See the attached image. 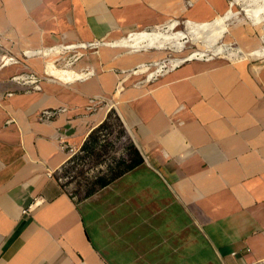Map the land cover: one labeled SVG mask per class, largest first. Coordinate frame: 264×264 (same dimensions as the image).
Here are the masks:
<instances>
[{
    "label": "crops",
    "instance_id": "obj_1",
    "mask_svg": "<svg viewBox=\"0 0 264 264\" xmlns=\"http://www.w3.org/2000/svg\"><path fill=\"white\" fill-rule=\"evenodd\" d=\"M190 1L0 0V55L116 39L179 13L208 20L226 8ZM42 66L35 57L0 71V264H264V84L249 69L195 61L127 89L119 111L135 153L121 156L138 162L71 196L57 182L69 167L57 140L94 141L108 109L90 114L87 98L112 96L116 76L34 93L10 81ZM217 73L223 79L212 82ZM61 107L54 121L38 120Z\"/></svg>",
    "mask_w": 264,
    "mask_h": 264
},
{
    "label": "rangeland",
    "instance_id": "obj_2",
    "mask_svg": "<svg viewBox=\"0 0 264 264\" xmlns=\"http://www.w3.org/2000/svg\"><path fill=\"white\" fill-rule=\"evenodd\" d=\"M223 2L225 3L226 8H224V10L220 14L215 15L214 17L208 20L200 21L195 18L189 17L185 13L183 14L179 13L178 14L179 16H177L176 18L164 20L160 24H156L148 28H142L139 30L134 28L132 32L130 31L129 33H138L142 30H145L147 33H151L153 28H156L158 26H162L163 28L167 24L173 22L175 23L178 22V26L176 27L175 30V32L178 33L183 31L182 23L184 21L197 22L200 24L202 22L208 21L210 23L213 22L216 18L222 17L226 12L232 11L233 13L238 15L237 22L239 21L241 22L237 24V26L228 29V32H225L226 34H224L223 37H226L227 40H223L216 37V39L212 42H215L218 45H220L221 43L226 44L232 42L233 44L236 45V48L238 50V55H240L241 57L238 56L234 59H231L228 56L211 55L210 58H206V59L193 58L191 59V61L185 62L183 64L195 62V61L208 62V63L214 61H221L226 65L229 64L231 66L237 65V67L239 66V68H243L242 66H244L246 69H249L252 75H254L255 77L257 75L258 77L256 78L259 80V82L264 84V0H223ZM193 4H195V1L187 0L185 8L187 9L189 8V6H192ZM200 9L202 10V8ZM195 11H197V8L194 10V12ZM197 16H199V14L195 13L194 17ZM125 36L126 34L114 40H121L122 38H125ZM110 40L113 39L105 38L102 40H96L91 42H80L78 43V45H82V44L93 45L96 42L102 43L103 41H110ZM66 45H76V44H66ZM98 51L99 52L95 54L91 48L90 49L83 48L75 51H65V52L54 51L48 53L49 49H38V50H28L25 51L24 53L21 52L20 57L12 56L13 58H8L10 55L5 53L0 55L1 66H3L4 64L10 61H12V63L15 64L7 67H15V66L23 67L24 61L28 62L29 60L27 59L31 60L35 57H40L43 59V66L41 73L33 70L32 68L26 67V70H24V72H21L17 75L18 77L15 78V80L19 79L22 83L21 86L11 81V79L15 75L10 78V81L12 83L22 88H25L23 85H31L33 82L28 78L19 76L23 74L33 76V78H37L38 81L34 85H38L40 83V88H42L43 83H53L65 87H71L77 83H85L95 78L97 74H102L107 72L113 73L116 76L115 77L116 83L113 89L112 96L109 97L90 96L87 98L86 109L89 105V101L94 100V98L98 99L96 111L101 107L107 109L110 108V109L108 110L107 115L105 117L106 121L103 122V124H101V126L98 128L99 133H97V136L95 135L96 136L95 139L93 136V140L95 142L97 141L96 144L93 143L94 141L92 142L89 139V141L87 140L85 144L82 145L83 146L82 149L85 152V154L83 155L86 157L80 158L78 160V163L80 161L81 165L84 166L85 169L84 171L81 170L78 172H72L74 173V177L79 178L77 183L71 182L74 189L78 186H84L87 188L88 185L94 179V177L111 178L114 175V173L118 171L117 167L121 162V160L123 159L121 155L124 154L127 155L128 153L127 151L129 150L128 148L129 147L131 148V146H133L130 139V134H129L130 132L125 122L122 120L120 116L121 114L119 111V107L121 104V95L129 88L141 87L143 89L146 88V86H151L160 77H164L170 71L182 65L181 64L179 66H175L172 69L167 67L169 70L166 68L164 70H158L159 71L158 72L156 69L155 70L151 69L155 61V58L152 59L153 56L151 54H146L147 60H145V62L139 65L138 62L140 59L138 58L137 61L134 59V57L138 55L125 56L121 54L120 57H118L115 60H112L117 55H114V53L108 50H103V51L98 50ZM25 55H27V57H25ZM163 55L166 56V54ZM13 60H16L18 63H15ZM140 67L145 68V71L143 73L142 71H140L141 69H138ZM95 70L97 71V73H95ZM43 73L49 76L48 81L45 80V76L43 75ZM43 76L44 79L42 80L41 77ZM220 80H214L213 82ZM243 83H248V82H243ZM34 85H31L32 87L31 89L28 88L24 89V93L40 92L41 89L40 90L33 89ZM61 108L66 109L65 107H61ZM61 108H56V109L58 110ZM87 112H89L90 114L95 113L93 111H87ZM61 114H63V112L59 113L56 116V118H58ZM56 118H54L52 121H54ZM88 150H92V151L88 152ZM75 164H77V162ZM100 166L102 167V171L96 172L95 169L99 168ZM89 169H94L93 173H90ZM85 170H88V176L84 174Z\"/></svg>",
    "mask_w": 264,
    "mask_h": 264
},
{
    "label": "bare ground",
    "instance_id": "obj_3",
    "mask_svg": "<svg viewBox=\"0 0 264 264\" xmlns=\"http://www.w3.org/2000/svg\"><path fill=\"white\" fill-rule=\"evenodd\" d=\"M237 16L238 15L233 13L232 11H228L222 17H218L210 23L208 21L202 22L201 24L197 22L184 21L182 23L183 31L178 33L175 32L176 27L178 26V22H173L167 24L163 28L162 26L153 28L151 33H147L145 30H142L138 33H127L125 38H122L121 40L113 39L110 41H103L102 43L96 42L93 45L76 44L57 46L48 48V53L54 51L65 52L80 50L83 48H91L92 51L96 54L99 52L98 50H108L114 53V55H117L112 60L117 59L118 57H120L121 54L125 56L138 55L134 57V59L136 61L138 60V58L140 59L138 62L139 65L145 62V60H147L146 54H151L153 56L152 59L155 58L154 65L151 67V69H156L157 71L164 70L167 67L172 69L175 66H179L185 62L191 61V59L193 58H210L211 55L228 56L229 58L234 59L240 56L238 55V50L235 44L229 42L226 44L221 43L220 45H218L212 41H214L216 37L223 40H227L226 37H223L224 34H226L225 32H228V29L237 26V24L241 22H237ZM163 54H166V56H164ZM25 57H27V55H25ZM13 61L15 63H18L16 60ZM10 65L15 64L10 61L1 66L0 71L4 67ZM138 69H141L140 71H142V73L145 71L144 67H140ZM95 73H97L96 70ZM210 76L212 77V80H220L223 79L224 75L221 73H217L214 74V76ZM256 77L258 76L256 75ZM231 78L232 77H230V79ZM228 83H230L231 85L230 80H228ZM226 95L228 96V93Z\"/></svg>",
    "mask_w": 264,
    "mask_h": 264
},
{
    "label": "built area",
    "instance_id": "obj_4",
    "mask_svg": "<svg viewBox=\"0 0 264 264\" xmlns=\"http://www.w3.org/2000/svg\"><path fill=\"white\" fill-rule=\"evenodd\" d=\"M8 58H13V57L9 56ZM8 58H6V59H8ZM6 59H5V61H6ZM43 75L45 76V80L48 81L49 76L46 75L45 73H43ZM19 76H23L25 78H28L29 80H32L33 82L31 85H34L38 81L37 78H33V76H29L27 74H23V75H19ZM44 76L41 77L42 80L44 79ZM17 77L18 76L13 77L11 79V81L21 86L22 85L21 81L15 80V78H17ZM19 83H21V84H19ZM31 85H23V86L25 87V89H27V88L31 89L32 88ZM33 89L34 90H40L41 89L40 83L38 85H34ZM10 95L11 94H9L8 96H10ZM97 104H98L97 98H94V100H90L89 105L87 107V111L95 112ZM65 111H66V109H64V108H61L58 110L57 109H55V110L54 109H46V110H42L38 114L37 117H38V120L41 122H51L54 118H56V116L59 113H62V112L64 113ZM57 143H58L59 148L68 155L66 164H67V166H69L65 172L62 170V168H61V170H59L57 172V182L60 183L61 185L65 186L67 188V192L69 193V195L73 196L74 188H73V185L71 182L77 183L79 178L74 177V173H72V172H78L81 170L84 171L85 167L81 165L80 161L78 163V160L82 157H86L83 155V154H85V152L83 151V149H82L83 146L81 144L75 145V144L69 143L64 134H61L59 136ZM76 162H77V164H75ZM89 170H90V173H93V171H94V169H89ZM95 171L96 172L102 171V167L100 166L99 168H96ZM84 174L88 176V170H85ZM72 179H74V180H72ZM38 205H39V201L35 199V201L32 202L31 204H29L27 206V208L22 210V213L25 215H28ZM260 263L261 262H258L256 264H260Z\"/></svg>",
    "mask_w": 264,
    "mask_h": 264
},
{
    "label": "trees",
    "instance_id": "obj_5",
    "mask_svg": "<svg viewBox=\"0 0 264 264\" xmlns=\"http://www.w3.org/2000/svg\"><path fill=\"white\" fill-rule=\"evenodd\" d=\"M129 150H130V153H131V154H134V153H135L130 147H129ZM137 162H138V161H136V160H134V159L128 160L127 158H124V159L121 160L120 163H121V164H122V163H123V164L128 163V164H127V167L132 168V166L135 165ZM132 164H133V165H132Z\"/></svg>",
    "mask_w": 264,
    "mask_h": 264
}]
</instances>
